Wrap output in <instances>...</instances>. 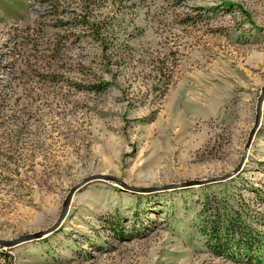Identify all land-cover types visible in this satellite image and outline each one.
Listing matches in <instances>:
<instances>
[{"label": "rangeland", "instance_id": "374dc122", "mask_svg": "<svg viewBox=\"0 0 264 264\" xmlns=\"http://www.w3.org/2000/svg\"><path fill=\"white\" fill-rule=\"evenodd\" d=\"M263 85L264 0H0V239L92 174L197 181L92 179L0 264H257L235 238L264 243V97L241 168L199 182L239 163Z\"/></svg>", "mask_w": 264, "mask_h": 264}, {"label": "water", "instance_id": "95a60500", "mask_svg": "<svg viewBox=\"0 0 264 264\" xmlns=\"http://www.w3.org/2000/svg\"><path fill=\"white\" fill-rule=\"evenodd\" d=\"M264 97V85L261 88L260 94L257 97V103H256V113H255V117H254V121H253V125L249 131V135L247 138V141L244 145V149L243 152L241 154L239 163L237 164V166L235 168H233L231 171L223 174V175H219V176H215V177H211L209 179H204L202 181H200L199 183H207V182H213V181H219V180H223L226 179L228 177H230L231 175L235 174L240 168H241V164L245 158V151L251 141V138L259 124V118H260V107H261V102L263 100ZM97 178H103V179H108V180H113L118 182L121 186H123L126 189L132 190V191H155L158 189H168V188H174V187H183V186H187L193 183H197L196 180L194 181H187V182H183L180 184H168V185H164L161 188H157V187H137V186H132V185H128L126 184L124 181H122L121 179L117 178L116 176L110 175V174H105V173H97V174H92L89 176L84 177L80 182L76 183L75 185L71 186L70 189L68 190L67 194L65 195L63 201H62V205H61V209H60V213L56 219V221L47 229L45 230H39L33 233H25L20 235L19 237L15 238V239H9V240H5V239H0V243L10 246V245H14L17 242H20L22 240H27V239H31V238H36V237H40L42 236L44 233H47L53 229H55L59 223L61 222L62 218L64 217L68 205L70 203V200L74 194V192L79 189L82 185H84L86 182L92 180V179H97Z\"/></svg>", "mask_w": 264, "mask_h": 264}, {"label": "trees", "instance_id": "16d2710c", "mask_svg": "<svg viewBox=\"0 0 264 264\" xmlns=\"http://www.w3.org/2000/svg\"><path fill=\"white\" fill-rule=\"evenodd\" d=\"M227 223H231L228 221ZM229 228V227H228ZM225 228L224 225L217 227V230H214L209 227L207 230V235L211 241L213 249H219L225 252H230V247L232 237H227V233H230V228ZM223 232V233H222ZM238 237L235 238L236 243L239 248H243L247 256L255 261L257 264H264V243L261 239L255 240L253 236L249 235L248 238L245 237V232L238 231ZM256 242V243H255Z\"/></svg>", "mask_w": 264, "mask_h": 264}]
</instances>
